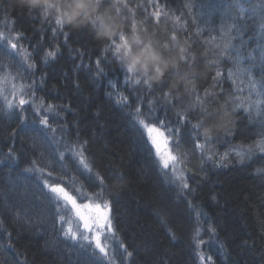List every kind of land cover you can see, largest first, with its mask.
Returning <instances> with one entry per match:
<instances>
[{
    "label": "trees",
    "instance_id": "obj_1",
    "mask_svg": "<svg viewBox=\"0 0 264 264\" xmlns=\"http://www.w3.org/2000/svg\"><path fill=\"white\" fill-rule=\"evenodd\" d=\"M50 3L58 7L0 0V30L19 35L22 50L16 57L25 67V84L35 82L34 94L45 106H66L49 114L56 131L45 133L29 107L28 121L20 124L19 113L0 102V264H95L99 259L93 247L81 246L86 244L82 239L65 238L61 213L44 189L48 181L98 190L88 187L89 174L65 151V142L77 133L88 141L84 154L92 175L115 172L106 180L105 199L111 202L116 240L109 252L121 250L116 264H264V152L257 146L264 139V107L256 111L250 106L257 95L251 92L249 100L245 91L249 75L264 85V0H90L71 15L64 11L68 0ZM155 5L167 15L157 19ZM229 41L233 52L221 57L222 45ZM2 50L0 44L5 61L0 67L15 76V56ZM48 51L55 55L46 57ZM236 51L245 58L239 65ZM185 55L187 62L181 59ZM131 56L142 66L134 76L140 85L123 82L120 66L127 69ZM98 58L104 70L99 77ZM33 62L34 73L26 70ZM249 67L250 74L228 75ZM165 93L172 103L163 100ZM121 95L128 97L129 106L116 103ZM197 96L205 111L193 108ZM141 98L143 106L152 102L153 113L142 106L148 121L181 128L178 143L172 132L171 149L183 161L177 164L183 170L179 176L193 186L199 183L194 203L207 213L199 221L187 208L191 197L181 189L179 176L168 178L133 126L128 113ZM178 114L188 115L189 122L181 125ZM197 122H202L201 135L219 125L210 133L205 156L211 150L218 160L239 146L250 150L244 162L233 151L224 167L202 165L200 152H191V125ZM13 129L15 140L6 139ZM10 146L18 159L8 156ZM33 160L43 173L24 171Z\"/></svg>",
    "mask_w": 264,
    "mask_h": 264
},
{
    "label": "snow or ice",
    "instance_id": "obj_2",
    "mask_svg": "<svg viewBox=\"0 0 264 264\" xmlns=\"http://www.w3.org/2000/svg\"><path fill=\"white\" fill-rule=\"evenodd\" d=\"M157 8V11L154 13V16L158 19L162 14L167 15L166 13L162 12V8L159 5H155ZM14 22V21H13ZM56 26L58 28H62V24L60 21L55 22ZM264 27V25H262ZM0 38L7 39V37L4 36L3 33H0ZM173 38H175V33L173 34ZM221 39H223V25H221ZM12 49H16L17 45L15 43H12L11 40L8 41ZM223 51L220 52L221 57L228 58V54L233 52L234 46L231 44V42H227L222 45ZM58 51V50H57ZM107 53V49L104 50ZM46 57H53L55 55L54 52L48 51L46 52ZM28 54L25 53V57L27 58ZM235 63L241 64L244 62V57L240 55L239 51L235 52ZM102 58H98L97 60V72L96 76H102L104 74L103 68L100 67V62ZM182 61L187 62L188 57L187 55L181 57ZM251 59V56L249 57ZM36 69V64L30 63L27 65V71H32L34 73ZM120 70L124 72L125 74V83L126 84H132V85H140V81L138 79H135L132 75V69H124L122 66H120ZM252 69L249 68H238L235 73L232 71H229L228 75L230 78L233 76L235 77H241L245 74H250ZM220 72H217L216 77H220ZM17 79L16 76H13L11 72H4L2 76H0V80H2L3 85H7L9 82L12 83L11 88V95L12 99H9L8 97V88L7 87H0V100L3 101V104L6 106V108L10 111L18 112L19 113V121L20 124H25L28 121V116L26 114V105H32L33 107V114L35 117H39V129L43 132H47L49 130H52L53 133L56 131L55 128L52 127V125L49 123V113H52L56 110L58 107H66V106H58L55 104H47L45 107V100L43 98L39 99L38 103H34V101L37 99L35 96V82L32 84H25L21 83L17 85L15 83V80ZM23 79V77H21ZM43 79V77L41 78ZM236 82V81H234ZM149 89H151V86H149ZM248 89L250 92H254L258 97L264 96V85L259 84L258 81L254 80L251 75H249L248 78ZM29 91H31V95L28 96ZM28 96V98H25ZM168 94H164V101L166 103H172L167 98ZM117 104H120L122 106H129L128 105V97H125L121 95L117 101ZM233 103H235L233 101ZM251 106L257 107V109L264 107V100L257 99L255 101L249 102ZM152 102L149 101V106H151ZM197 105L201 108V111H205L207 108L204 107L203 104L200 103V99L197 96L196 103L193 104V108H195ZM142 98L141 102H138L136 108L134 111H130L128 113L129 117L131 118V121L133 123V126L136 127L140 133L141 138L144 140L145 145L149 148V151L154 150L155 157L159 160L162 167L164 169H168L169 167H172L173 172L176 171V165L177 164H183V161L181 160V155H172V149L169 148L167 150V154L162 151L161 149V142L153 135V133H158L160 136H164V144L165 145H171L174 143L173 139L171 138V133L173 131H176L177 133V142L179 139V133L181 131L180 127H177L176 129H166V131H161V129H164L163 122L160 123L159 127H157L155 124H150L148 122L149 117L144 114L142 111ZM240 107H243V105H240ZM246 111H250L249 108H245ZM57 116L60 115L59 112L56 113ZM179 120L181 125L187 124L188 121V115H181L178 114ZM35 123V120L33 121ZM202 122H197L191 125L192 127V135H191V152L199 151L201 158H202V165L207 164L209 162H212L214 166L216 167H224V161L228 159L230 155L233 154V151L235 152V155L238 157V162L243 163L244 159L248 155L249 149H244L242 147L237 146L236 149L229 150L225 152L223 155L219 156V159H216V153L213 151H209V154L205 156L204 150L207 144H210L213 136L210 134L205 133L204 135H201L199 133V129ZM225 124L231 123L230 120H225ZM17 128H19V125H17ZM17 134V129H13L10 133L9 137H6V139H12L15 140ZM201 137L203 138V142H201ZM88 144L87 140L81 141L79 139V133H77V138L75 140H68L65 142V151L69 153L74 160L77 161L80 168L83 170V172H86L89 174V188H97V191H91L86 190L85 185L82 183L79 187H69L64 186L61 183H55V184H49L48 181H45V186L48 187L50 194L54 197L55 203L58 206L57 212L65 211L68 213H71V217L69 218V227L67 230L63 231V235L65 238L70 237L72 240H76L78 233L75 231L72 226V220L76 221V228L82 229V231L79 232V235L82 237L83 241L86 242V244H82V247H93L94 249V255L98 251L99 259L95 262V264H116V261L118 257L116 256L115 251L113 250L111 253L109 252V245L106 242V238L108 235H115L113 220L111 216V202L108 199H105V193L107 191V185L106 180L110 178L111 175H115V172L110 174L109 177H106L104 175H101L100 173H96L94 176L92 175V167L90 165V162L88 158L85 156V152L87 150L86 146ZM257 146L260 147L261 152H264V139L258 141ZM8 156L16 160L18 159L17 154L13 151V147L10 146L8 151ZM65 157V152L60 153V159L63 160ZM185 155V159H186ZM36 161L33 160L31 162L30 167L25 168V172H33V171H39L43 173V169H38L35 167ZM51 175V173H49ZM195 175V174H193ZM180 181H182L180 187L181 189L188 195H190L191 198L187 200V208L190 212H193L197 221L201 219V217H206L207 213L204 212L201 205L194 203L196 198V187L199 186V183L197 182L195 186L191 185L188 182L189 178H186L184 175H181L178 177ZM72 183L74 184L75 181L73 180ZM215 199V197H213ZM86 201V202H84ZM59 220L61 222V228L63 229V222L65 221V216L60 215ZM213 233H215V229L211 228L209 229ZM200 229L197 228L196 235H199ZM201 243H203L201 241ZM120 248L127 252V246L121 244ZM129 256H131V253H128ZM205 257L201 256V260H204ZM207 260L211 261L212 257L209 256L206 258Z\"/></svg>",
    "mask_w": 264,
    "mask_h": 264
},
{
    "label": "rangeland",
    "instance_id": "obj_3",
    "mask_svg": "<svg viewBox=\"0 0 264 264\" xmlns=\"http://www.w3.org/2000/svg\"><path fill=\"white\" fill-rule=\"evenodd\" d=\"M0 33H3L4 34V36L5 37H7V39H4V38H0V44H1V46L3 47V50H2V52H3V54H5L6 56H7V54L8 55H12V56H15V59H16V64L14 65V67H13V65H12V71L16 74L15 76L17 77V79L15 80V83L17 84V85H19V84H21V83H25V74H24V72H23V69L25 68L24 67V65H22L21 63H20V59H18L17 57H16V54L18 55V54H21V51L20 50H22V46H21V44H20V46H19V38H18V34L16 35V34H13V33H11L10 31H8V30H4V32L3 31H1L0 30ZM10 34V35H9ZM9 40H11L12 41V43H15L16 45H17V48L16 49H12L11 48V46H10V44H9ZM6 48V49H5ZM9 52H8V51ZM125 51H129V48L128 49H126ZM121 54H122V52H121ZM120 58V61H124V59L123 58H121V57H119ZM153 62H154V60H153V58L151 59ZM128 61H131V63L130 64H128L127 66H126V68L128 69V68H131L132 69V75H133V77L134 76H136L138 73H139V69L140 68H142V66H139V64H138V66H136L137 65V63H138V59L136 58V57H134V56H131L130 58H129V60ZM127 61V62H128ZM136 66V67H135ZM4 72H10L8 69L6 70L4 67L2 68V67H0V76H2L1 74H3ZM13 74V73H12ZM26 75H27V73H26ZM14 76V75H13ZM21 77H23V79H21ZM124 83H125V81H123ZM245 83H246V86H247V88H246V94L248 95V97H249V100H250V91H249V89H248V78H247V81H245ZM130 84V83H129ZM115 85V81L113 80V82H112V87ZM0 87H7L8 88V97H9V99H12V95H11V88H12V83L11 82H9L7 85H3V82H2V80H0ZM32 93H31V91H29V93H28V96H30ZM28 96H26L25 98H28ZM39 99H40V97H38L35 101H34V103H38L39 102ZM257 99H262V96H260V97H258L257 96V98L255 99V100H257ZM255 100H253V101H255ZM0 102L3 104V101L2 100H0ZM4 105V104H3ZM251 106V105H250ZM4 107L6 108V106L4 105ZM26 107H29V108H27V109H31L32 111H33V107H32V105H26L25 106V108ZM46 107V106H45ZM254 109H256V111L258 110L257 109V107H254V106H252ZM7 109V108H6ZM26 109V110H27ZM260 109V108H259ZM8 110V109H7ZM10 111V110H9ZM28 111V110H27ZM18 113V112H17ZM37 119L39 120V117H37ZM150 124H155L157 127H159V125H160V123H161V121H148ZM164 129H161V131H166V129H168L167 128V126L164 124ZM153 135L161 142V149H162V151H164L166 154H167V150L169 149V148H171V146H172V144L171 145H165L164 144V140H165V137L164 136H160L158 133H153ZM176 136V135H175ZM174 136V137H175ZM171 138H172V133H171ZM154 151V150H153ZM172 155H175L174 153H173V150H172V153H171ZM68 155L69 156H71L69 153H68ZM157 159V158H156ZM157 161H158V164H159V166L161 167V169L166 173V175L168 176V178L170 179V180H172L173 181V179L174 178H177V176H179V171H181V170H179V165H176V171L175 172H173V169H172V167H169L168 169H164L163 167H162V165H161V163L159 162V160L157 159ZM179 170V171H178ZM181 172H183V170L181 171ZM50 184H55V183H50ZM44 189L49 193V195H50V197H51V200H52V202L53 203H55V199H54V197L50 194V191H49V189H48V187H44ZM84 202H86V201H84ZM55 211H56V213L57 214H60L61 213V215H64L65 216V221L63 222L64 223V230H67V228L69 227V218L71 217V213H68V212H65V211H61V212H57V209H56V207H55ZM71 226H72V228L75 230V231H77V233H78V236H77V239L76 240H79V239H82V237L79 235V232L81 231L80 229H78V228H76V221L75 220H72V223H71ZM83 240V239H82ZM106 242H107V244L109 245V249L112 247V245L116 242V240H115V238H114V236L111 238V235H108L107 236V238H106ZM108 249V250H109ZM114 250V249H113ZM113 250H111L110 251V253L113 251ZM115 251V253H116V256L118 255V254H120V252H121V250H114ZM98 252V251H97Z\"/></svg>",
    "mask_w": 264,
    "mask_h": 264
},
{
    "label": "clouds",
    "instance_id": "obj_4",
    "mask_svg": "<svg viewBox=\"0 0 264 264\" xmlns=\"http://www.w3.org/2000/svg\"><path fill=\"white\" fill-rule=\"evenodd\" d=\"M38 3H48L51 7H58V5L51 4L50 0H37ZM90 0H68L67 6L65 7L64 11L69 15L72 14L73 11H76L77 14L84 10V6L88 5ZM227 111L222 114L221 120L227 116ZM219 129V125H212L208 128V134L212 132L213 129Z\"/></svg>",
    "mask_w": 264,
    "mask_h": 264
},
{
    "label": "bare ground",
    "instance_id": "obj_5",
    "mask_svg": "<svg viewBox=\"0 0 264 264\" xmlns=\"http://www.w3.org/2000/svg\"><path fill=\"white\" fill-rule=\"evenodd\" d=\"M94 13V12H93ZM3 62H5L4 61V59H2L1 57H0V64H2ZM1 75H3V74H1ZM143 108H146L147 109V113H153V111L149 108V106H143ZM135 109V108H134ZM133 109V110H134ZM50 114V113H49Z\"/></svg>",
    "mask_w": 264,
    "mask_h": 264
}]
</instances>
